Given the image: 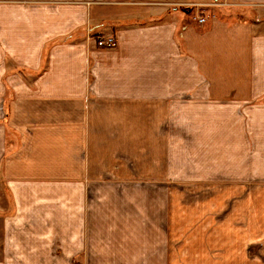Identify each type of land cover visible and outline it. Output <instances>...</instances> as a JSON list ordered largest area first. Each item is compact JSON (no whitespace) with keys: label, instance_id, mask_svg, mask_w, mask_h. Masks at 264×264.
Returning a JSON list of instances; mask_svg holds the SVG:
<instances>
[{"label":"crops","instance_id":"0c3cea01","mask_svg":"<svg viewBox=\"0 0 264 264\" xmlns=\"http://www.w3.org/2000/svg\"><path fill=\"white\" fill-rule=\"evenodd\" d=\"M231 3L0 0V264H264V0Z\"/></svg>","mask_w":264,"mask_h":264},{"label":"rangeland","instance_id":"374dc122","mask_svg":"<svg viewBox=\"0 0 264 264\" xmlns=\"http://www.w3.org/2000/svg\"><path fill=\"white\" fill-rule=\"evenodd\" d=\"M162 0H160L161 2ZM166 1V0H164ZM233 0H169V6L171 9H176L177 13L180 12H186L191 13L194 11V13L197 15L199 14V17H207L209 15L214 14V11H218L219 8L222 9H230V5ZM196 11L198 13H196ZM187 16H184V19H186ZM221 21H226V18H223L222 16H219ZM197 19V18H196ZM257 19H261V26L259 31L264 32V12H261L260 16L257 17ZM198 20V19H197ZM234 20V18L230 19Z\"/></svg>","mask_w":264,"mask_h":264},{"label":"built area","instance_id":"2783aa9c","mask_svg":"<svg viewBox=\"0 0 264 264\" xmlns=\"http://www.w3.org/2000/svg\"><path fill=\"white\" fill-rule=\"evenodd\" d=\"M198 22L203 24L205 23L206 19L205 17H198ZM102 40V44L106 47V48H115L117 46V41L114 37H107L106 39H101Z\"/></svg>","mask_w":264,"mask_h":264},{"label":"water","instance_id":"95a60500","mask_svg":"<svg viewBox=\"0 0 264 264\" xmlns=\"http://www.w3.org/2000/svg\"><path fill=\"white\" fill-rule=\"evenodd\" d=\"M213 1H215V2H216V1H218V0H213Z\"/></svg>","mask_w":264,"mask_h":264}]
</instances>
